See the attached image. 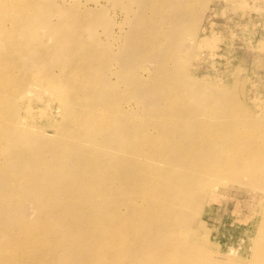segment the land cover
Returning a JSON list of instances; mask_svg holds the SVG:
<instances>
[{"label": "rangeland", "instance_id": "1", "mask_svg": "<svg viewBox=\"0 0 264 264\" xmlns=\"http://www.w3.org/2000/svg\"><path fill=\"white\" fill-rule=\"evenodd\" d=\"M141 220L111 264H264V0H13L0 264H87L102 258L85 236ZM43 223L58 256L23 262L24 229Z\"/></svg>", "mask_w": 264, "mask_h": 264}, {"label": "bare ground", "instance_id": "2", "mask_svg": "<svg viewBox=\"0 0 264 264\" xmlns=\"http://www.w3.org/2000/svg\"><path fill=\"white\" fill-rule=\"evenodd\" d=\"M10 3H13V0H0V6H1L0 10L1 11L6 10L8 4H10ZM28 9H29V5L25 4L22 11L25 12ZM174 86H176V85H174ZM172 88L178 89L179 85L176 87H172ZM184 88H185V86H184ZM166 95H167V97L170 98L171 96L177 95V94H171L169 92L168 93L165 92V96ZM179 97H181V95H179ZM170 105H171L170 107L172 108V109L170 108L171 109L170 113H172L175 110V106H174V104H171V103H170ZM175 138H176L175 136L171 137V139H175ZM171 139L167 138L166 140H171ZM175 146L178 147L177 145H175ZM162 153L164 154V152H162ZM95 179H96L94 182L95 184L93 185L94 188L91 190V192L102 194V192H99L100 191V183L99 182L101 180L100 175L96 176ZM156 187H157L156 185H153V184L150 185L149 190L151 193L149 192L148 194H145L144 198H146L149 195V196H151V198L154 199L155 196L152 197L151 194L154 190L158 189V188L155 189ZM167 192H169V190H167ZM167 192H166V194H167ZM137 196H140V195H137ZM136 199H139V197H136ZM168 200H169L168 196H159V197L156 196L154 203L159 204V203L163 202L162 205L161 204H159V205L165 206ZM136 204H138L137 201H136ZM97 208L98 207H96L95 211H90V212H92V213H90L91 218H92L90 221L99 220V217L101 215L100 214L101 209H99V208L97 209ZM65 214H69V210L62 213V215H65ZM166 215L167 214H166L165 210L161 209L157 213H154V220L160 219V218H162V216L166 217ZM72 217H73V214L69 216L70 221H72ZM143 221L144 220H141V222H139L140 224L139 223L138 224H134V223L128 224L125 221L120 223V221H119L118 223H116L115 225H112L110 227V230H108L106 232V236H102V234L85 236L86 237L85 238L86 245L88 247H92L93 251L99 255V258L101 257L102 259H97L96 261H92L91 260L92 258L83 259L82 262L83 263L88 262L87 264H91V263L92 264H111L113 261L116 260V258L118 256L121 255V251H122V248L124 246L130 247V246H133L134 243L140 241V232H141L140 229L142 228V224H144V227H145V225L147 224V222L149 220L147 219L146 223ZM92 222L96 225H98V223H99V221H92ZM37 226L38 225H36V227H34V228H25L23 231L24 237L28 240V243H29L28 244V246H29L28 250L29 251H25L26 256H22L20 258V260H22L23 262L27 261L30 253H37L36 255L41 257V259L52 260V259L56 258L60 252V245L56 246L55 245L56 242H55V240H53V227H52L53 225L49 224V223H43V224L39 225L38 227ZM121 231L122 232L127 231V233H125L123 236ZM119 234H120V236H119ZM170 235L171 236L173 235V238H175V239H179V236H180L179 233H176V232L174 234L170 233ZM31 243H34V244H31ZM116 243H119V244H116ZM52 246H55V247H52ZM36 248H38L39 251L35 250ZM5 249L10 250V251H8L9 255H10L9 252L14 253L17 251L16 246H14V247L13 246H11V247L5 246ZM18 250H20V247ZM18 254L20 255V252ZM22 255H24V254H22ZM104 257H105V260H104ZM169 257H172V256H169ZM172 260L173 259H166V261H164V264H171ZM1 264H3V262Z\"/></svg>", "mask_w": 264, "mask_h": 264}]
</instances>
